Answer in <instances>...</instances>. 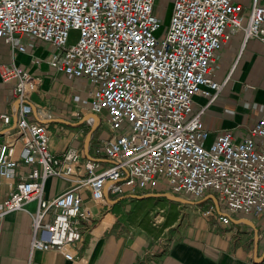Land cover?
I'll use <instances>...</instances> for the list:
<instances>
[{
	"label": "built area",
	"instance_id": "obj_1",
	"mask_svg": "<svg viewBox=\"0 0 264 264\" xmlns=\"http://www.w3.org/2000/svg\"><path fill=\"white\" fill-rule=\"evenodd\" d=\"M172 1L170 25L160 36L158 0H0V39L13 52H25L29 42L54 47L50 65L86 82L88 110L111 133L97 142L92 159L82 149L57 156L47 126L30 121L39 80L21 66H0L3 81L16 80L12 136L22 140L19 157L13 141L0 143V179L29 169L0 199V217L38 202L32 250L78 258L82 221L92 217L83 190L103 203L105 192L142 194L164 185L194 201L211 195L215 203L209 200L202 213L219 214L223 223L233 214L264 216V116L246 136L227 130L210 140L206 106L197 101L209 97L211 103L224 88L213 78L214 60L236 34L264 43V0H253L247 15L233 0ZM0 119L11 123L8 114ZM50 178L70 187L45 200ZM50 212L52 222L44 223Z\"/></svg>",
	"mask_w": 264,
	"mask_h": 264
},
{
	"label": "crops",
	"instance_id": "obj_2",
	"mask_svg": "<svg viewBox=\"0 0 264 264\" xmlns=\"http://www.w3.org/2000/svg\"><path fill=\"white\" fill-rule=\"evenodd\" d=\"M233 1L243 6L244 15L249 13L253 2ZM56 51L44 42H29L25 52H13L11 46L0 39V66H21L39 80L38 89L30 96V121L47 126L52 152L61 157L67 150L82 149L86 158L92 159L97 142L110 138L111 133L98 116L101 123L97 130L103 125L110 135L105 137L104 133H99L93 138L96 130L89 152H86L85 143L92 127L87 122L77 124L86 115L93 114L88 110L85 97L87 84L50 65V58ZM213 78L224 83L217 98L211 103L209 97L197 99L200 105L206 106L202 118L211 132L210 140L227 130L239 137L248 135L264 116V43L257 38L244 42L243 34H236L216 56ZM15 85L16 80L5 82L0 76V114L11 116L10 124L0 119V143L12 142L16 131L19 102L13 95ZM12 143L19 157L22 140ZM28 172L29 169L22 166L15 177L0 179L2 201L8 198L10 184L24 179ZM69 187V182L50 178L43 199L53 200ZM81 193L83 207L90 210L92 217L82 221L84 239L77 244L78 258L75 261L66 260L54 250H32V214L38 207V202L33 201L25 206V210L0 217V264H264V216L230 215L229 220L249 226L250 230L221 222L219 214L204 216L202 212L208 208L198 204L207 200L215 203L211 195L200 201L187 199L193 203L181 205L195 206L200 215L213 222L212 225L203 226L204 233L167 240L154 236L145 223L138 221L139 215H143L153 201L158 202L156 209L170 207L165 198H145L151 194L168 193L166 189L134 194L133 197L138 199L135 203L139 205L133 206V200L127 198L130 193L112 195L105 192L103 203L92 201L87 191ZM175 209L179 215L177 221H180L186 210L184 207ZM52 219L50 212L44 223H50Z\"/></svg>",
	"mask_w": 264,
	"mask_h": 264
},
{
	"label": "rangeland",
	"instance_id": "obj_3",
	"mask_svg": "<svg viewBox=\"0 0 264 264\" xmlns=\"http://www.w3.org/2000/svg\"><path fill=\"white\" fill-rule=\"evenodd\" d=\"M172 9H173V1L172 0H158L157 2V10L158 13L162 19V29L158 32V34L161 36L163 34V31L166 27L170 25L171 22V16H172ZM78 38V33L73 32L71 35V42H75ZM104 121V119H103ZM101 133H104L105 137H108L110 133L107 131L105 126L102 125ZM165 186L160 185L157 187V190H164ZM127 191V190H126ZM134 194H127V198L133 200V206L138 199L136 197H133ZM146 199H156L154 197H145ZM166 201V200H165ZM170 202V207L168 208H161L156 209V206L158 204L157 201H153L152 205L148 210H146L143 215H139L138 221L142 224H146L149 231L154 236H159L161 238L170 240L173 238H188L191 237L193 234H199L204 233L203 226L209 227L212 225V221L208 220L207 218H204L200 213L197 212V208L195 206H189V205H181L177 203H172V201L167 200ZM201 207L204 209L208 208L210 205V202L204 201L200 204ZM185 208V214L180 216V221H177L179 218V215L176 213L175 208ZM164 211V213H160L159 211ZM154 212V213H152ZM230 225H236L238 227H243L247 230H250L251 227L249 226H241L240 224H235L233 220H230Z\"/></svg>",
	"mask_w": 264,
	"mask_h": 264
},
{
	"label": "water",
	"instance_id": "obj_4",
	"mask_svg": "<svg viewBox=\"0 0 264 264\" xmlns=\"http://www.w3.org/2000/svg\"><path fill=\"white\" fill-rule=\"evenodd\" d=\"M85 122L89 123L92 127L90 133L87 136L86 143H85V149H86V152L88 153L93 133L100 126L101 121H100L99 117L96 116L95 114H88L77 125H81ZM147 197L165 198L167 200H170V201L175 202V203H180V204H191V203H193V202H191L185 198L175 196L172 193L151 194ZM213 199H215V198H213Z\"/></svg>",
	"mask_w": 264,
	"mask_h": 264
},
{
	"label": "trees",
	"instance_id": "obj_5",
	"mask_svg": "<svg viewBox=\"0 0 264 264\" xmlns=\"http://www.w3.org/2000/svg\"><path fill=\"white\" fill-rule=\"evenodd\" d=\"M100 131H101V127L95 132V134H94V136H93V138H95L96 136H98L99 135V133H100Z\"/></svg>",
	"mask_w": 264,
	"mask_h": 264
}]
</instances>
